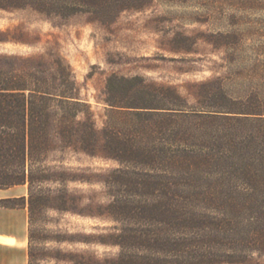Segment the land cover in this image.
Wrapping results in <instances>:
<instances>
[{"label": "trees", "instance_id": "trees-1", "mask_svg": "<svg viewBox=\"0 0 264 264\" xmlns=\"http://www.w3.org/2000/svg\"><path fill=\"white\" fill-rule=\"evenodd\" d=\"M150 1L0 0V9L110 24ZM54 63L0 56V190L27 187L0 207L27 210L28 264L57 149L117 164L102 180L109 202L94 203L104 212L89 215L116 225L98 241L119 249L110 264H244L264 254V101L234 99L211 81L191 103L173 87L114 77L107 90L120 101H105L99 128L69 67ZM71 201L58 198L59 210Z\"/></svg>", "mask_w": 264, "mask_h": 264}, {"label": "rangeland", "instance_id": "rangeland-1", "mask_svg": "<svg viewBox=\"0 0 264 264\" xmlns=\"http://www.w3.org/2000/svg\"><path fill=\"white\" fill-rule=\"evenodd\" d=\"M0 56L68 66L78 98L91 105L99 128L105 101H120L107 90L114 77L173 87L191 103L198 85L211 81L234 99L255 95L264 101V0H151L110 24L83 15L46 16L28 7L0 9ZM45 166L57 180L39 187L51 201L31 226L33 264H110L119 249L98 241L116 225L89 215L104 212L94 203L109 202L102 180L117 164L57 149ZM26 195V186L0 190V200ZM61 196L71 197L69 211L59 210ZM26 220L27 210L0 207V231H20ZM0 258L20 261L21 255L6 250ZM244 264H264V254Z\"/></svg>", "mask_w": 264, "mask_h": 264}, {"label": "crops", "instance_id": "crops-1", "mask_svg": "<svg viewBox=\"0 0 264 264\" xmlns=\"http://www.w3.org/2000/svg\"><path fill=\"white\" fill-rule=\"evenodd\" d=\"M8 209V208H5ZM9 210H22L26 211V209H9ZM25 227V228H24ZM21 228L20 231L8 232V231H0V239L4 242L0 241V252L8 251V250H16L20 255V261H15L13 259L8 258H0V264H28V256H27V246H25L27 239V220L26 225Z\"/></svg>", "mask_w": 264, "mask_h": 264}]
</instances>
